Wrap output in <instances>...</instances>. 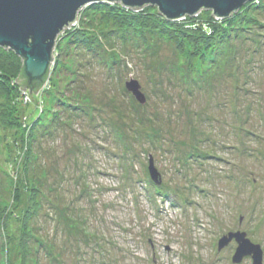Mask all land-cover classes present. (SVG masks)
I'll return each instance as SVG.
<instances>
[{"label":"rangeland","instance_id":"rangeland-1","mask_svg":"<svg viewBox=\"0 0 264 264\" xmlns=\"http://www.w3.org/2000/svg\"><path fill=\"white\" fill-rule=\"evenodd\" d=\"M88 6L38 93L1 70L0 264H264V11L206 45Z\"/></svg>","mask_w":264,"mask_h":264},{"label":"water","instance_id":"water-1","mask_svg":"<svg viewBox=\"0 0 264 264\" xmlns=\"http://www.w3.org/2000/svg\"><path fill=\"white\" fill-rule=\"evenodd\" d=\"M252 0H0V47L11 50L23 65V77L28 84L40 85L48 76L54 59L56 39L77 19V13L93 3H119L129 9L153 6L166 20L193 17L202 10L210 11L216 20L229 18ZM126 88L143 103L136 81L126 82ZM151 180L159 185L161 176L149 161ZM235 239L238 243L233 262L250 257L252 264H262L258 245L250 243L245 233H229L219 242V249Z\"/></svg>","mask_w":264,"mask_h":264},{"label":"trees","instance_id":"trees-1","mask_svg":"<svg viewBox=\"0 0 264 264\" xmlns=\"http://www.w3.org/2000/svg\"><path fill=\"white\" fill-rule=\"evenodd\" d=\"M88 8L89 9L98 8V10H102V12H105L106 14H111V15H113V17H115L117 19L121 18V17H124L123 19H128V18L130 19L131 18L130 24L133 23L132 21L139 22L137 20H134V16H139L140 19H142V23H144L145 25H147V22L150 23V21H152V23L154 25L151 24L150 26L149 25H147V26H149V27L153 26L156 30H161L163 33H166L167 35H170V36H172V34L176 33V32H177L176 36H179V34H181L182 32L184 33L185 31L186 32L191 31V33L189 32L187 34V37H189L190 34H191V36L195 34L196 35L195 36L196 42L201 41L203 39L202 41L206 45H209L211 43V39L217 38V37L220 38L224 35L229 36L228 30L231 31L233 29V27L239 25V23L243 24V23L247 22V19L250 20L249 19L250 17L247 14L248 12L254 11V10L264 11V0H256L255 3L252 2L251 4L250 3L245 4L241 9H239L236 13H234L231 17H229L227 19L216 20L211 15V12L208 11V12H210V13H208V21L206 22L208 29H209L208 34H207L206 30L202 29L201 25L203 23L201 22V20L199 22V25H196V27L194 28V23H192V22L194 21L195 18H186V20H184L185 22H183V23L180 22L181 20H177V22H173V21L166 20L165 18H163L157 12L156 8L144 7L145 9L139 11V13H137V11H136V14L132 13V12H135V10L126 9L125 7H123L117 3H114V4H109V3H104V2L103 3H93V4H90V6H88ZM204 11H206V10H204ZM127 16H129V17H127ZM198 18L199 17H197L196 19H198ZM69 32L78 33V37L74 36L75 37L74 41L76 43H82V44H85L87 46H89L88 44H93L92 42L88 41V36L84 35L83 33L80 32V30L78 31L76 29L66 30L64 33H62L60 36H58V38L63 37L64 34H72ZM184 34H186V33H184ZM182 36H184V35H182ZM69 37L74 38L73 36H69ZM2 58L8 60L11 64H12V61H14V64H12V65H10L9 63L3 64L4 60H2ZM19 59L20 58H18L11 50H5L4 48L0 47V73L2 71L5 72L8 70H9V73H14L16 76L15 77V83H16L17 87L21 91L27 89L28 91H30L31 94L35 95L36 93H38L40 91V88L42 87V85L47 81L48 76L45 78L44 82L40 85L28 84L27 81L23 77V65H22V62H21V65H19V63H18ZM6 62L7 61H5V63ZM17 64H18V68H17ZM1 83L2 82L0 81V90H2L3 88L6 87L4 85L2 86ZM13 88H15V87H13ZM34 120H32V121H34Z\"/></svg>","mask_w":264,"mask_h":264},{"label":"bare ground","instance_id":"bare-ground-1","mask_svg":"<svg viewBox=\"0 0 264 264\" xmlns=\"http://www.w3.org/2000/svg\"><path fill=\"white\" fill-rule=\"evenodd\" d=\"M123 7H125V6H123ZM126 8V7H125ZM126 9H129V8H126ZM129 10H131V9H129ZM132 10H134V9H132ZM135 10H137V9H135ZM139 10V9H138ZM80 11V10H79ZM79 13V12H78ZM77 13V14H78ZM187 16H185V18H186ZM176 20H180V19H176Z\"/></svg>","mask_w":264,"mask_h":264}]
</instances>
